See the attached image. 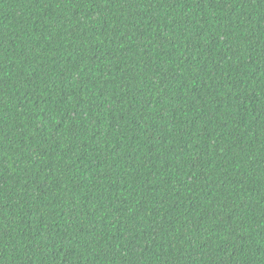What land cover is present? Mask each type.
Segmentation results:
<instances>
[{
	"label": "trees",
	"instance_id": "1",
	"mask_svg": "<svg viewBox=\"0 0 264 264\" xmlns=\"http://www.w3.org/2000/svg\"><path fill=\"white\" fill-rule=\"evenodd\" d=\"M0 264H264V0H0Z\"/></svg>",
	"mask_w": 264,
	"mask_h": 264
}]
</instances>
